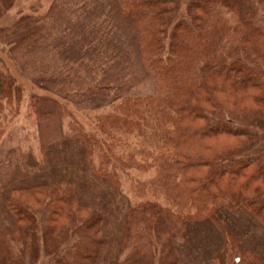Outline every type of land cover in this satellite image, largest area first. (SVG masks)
Returning a JSON list of instances; mask_svg holds the SVG:
<instances>
[{
	"label": "trees",
	"instance_id": "obj_1",
	"mask_svg": "<svg viewBox=\"0 0 264 264\" xmlns=\"http://www.w3.org/2000/svg\"><path fill=\"white\" fill-rule=\"evenodd\" d=\"M0 2L10 9L15 0ZM37 11L0 27L10 58L40 36L52 55L51 68L32 76L27 113L40 166L27 171L40 174L62 154L59 167L73 157L121 196L132 171L149 174L134 184L155 199L128 202L121 264H183L177 240L208 221L222 239L205 264H264V251L216 216L243 211L264 232V0H54ZM24 103L2 67L0 142ZM71 106L111 111L92 132ZM128 135L134 145L122 144ZM4 203L0 264L103 263L106 216L71 180L15 186Z\"/></svg>",
	"mask_w": 264,
	"mask_h": 264
},
{
	"label": "rangeland",
	"instance_id": "obj_2",
	"mask_svg": "<svg viewBox=\"0 0 264 264\" xmlns=\"http://www.w3.org/2000/svg\"><path fill=\"white\" fill-rule=\"evenodd\" d=\"M53 1L15 0L14 5L10 9L4 8L0 2V27L12 24L23 15L31 14L35 8L38 9L37 14L42 15L49 10ZM37 21L39 22H36L37 25L34 26L28 25L27 22L19 24L14 33L16 32L20 35L26 34L32 27L41 24L39 19ZM43 43L44 39L41 36L33 39L21 53L23 57H11L12 59L5 50L1 49L4 44L0 46V70L4 66L8 67L11 74L25 90L23 108L13 121L8 122L0 142V177L4 178L5 182L3 185L5 186L4 189L0 191V215H5V198L15 186L30 185L39 181L71 180L75 184L78 198L85 203L98 207L106 216L104 235L107 238L108 244L102 264H121L116 262V260L119 256L117 254L119 253L122 231L121 222L128 202L135 204L142 199H155L150 193L147 196H140L137 193L136 184H134L135 179L144 180L148 178L149 174L146 175V173L138 170L132 171V177L124 178L122 181V192L124 193L121 196L119 190H116L107 181L98 180L92 176L84 166L76 163L73 157L66 160L59 167L56 158L62 154L54 153L52 156V161L55 160L54 163L52 166L49 163L48 169H45L40 174L27 171L29 168L37 171L40 166L38 162L40 160L39 148L35 142V129L33 121L28 118L27 108L30 94L37 91L32 76L38 73H45L49 70L48 68H51L52 55L51 52L40 49ZM149 89V85H141V91L147 93ZM70 108L73 116L83 124L86 130L92 132L97 130L96 123L98 118L111 111V107L101 109L100 111H84L73 106ZM123 138L125 140L122 141V144L129 146L135 144L134 136L128 135V137L123 136ZM59 149L63 148L60 147ZM10 150H12L11 156L9 155ZM23 157L25 159L22 161ZM12 158H15L16 164L12 165L10 163ZM49 158L51 160V152ZM22 164L27 166V168H23ZM216 216L223 220L239 237L244 238L245 236L244 239L247 243L258 251H264V232L251 221L246 213L243 211L231 212L221 210ZM221 239L219 228L212 221H208L206 224H191L184 240H177L180 250L182 249L181 257L183 264H205L210 253L220 247ZM120 259H122V256Z\"/></svg>",
	"mask_w": 264,
	"mask_h": 264
}]
</instances>
